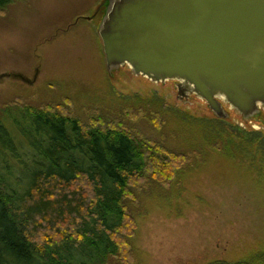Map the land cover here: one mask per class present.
Masks as SVG:
<instances>
[{"label":"trees","instance_id":"trees-1","mask_svg":"<svg viewBox=\"0 0 264 264\" xmlns=\"http://www.w3.org/2000/svg\"><path fill=\"white\" fill-rule=\"evenodd\" d=\"M18 1L0 0V15ZM128 104L156 130L158 120L170 122L184 147L142 136L123 119L86 126L55 110L0 107V264H131L136 221L127 202L135 190L163 185L213 152L264 196V131L193 116L160 98ZM206 264H264V243L238 261Z\"/></svg>","mask_w":264,"mask_h":264},{"label":"rangeland","instance_id":"rangeland-1","mask_svg":"<svg viewBox=\"0 0 264 264\" xmlns=\"http://www.w3.org/2000/svg\"><path fill=\"white\" fill-rule=\"evenodd\" d=\"M103 2L22 0L0 15V107L55 110L86 126L123 119L142 136L183 148L184 135L170 132V122L158 120L161 129L156 130L128 102L136 96L160 98L193 116L214 113L196 94H180L175 80L154 82L134 75L128 65L110 73L98 33ZM221 103L228 123L264 131V107L257 117L244 119ZM127 208L136 221L131 264L234 262L258 241L264 243L261 190L216 152L204 165L190 160L163 185L136 189Z\"/></svg>","mask_w":264,"mask_h":264},{"label":"water","instance_id":"water-1","mask_svg":"<svg viewBox=\"0 0 264 264\" xmlns=\"http://www.w3.org/2000/svg\"><path fill=\"white\" fill-rule=\"evenodd\" d=\"M99 25L110 73L128 65L177 81L218 118L224 100L244 119L264 107V0H104Z\"/></svg>","mask_w":264,"mask_h":264}]
</instances>
